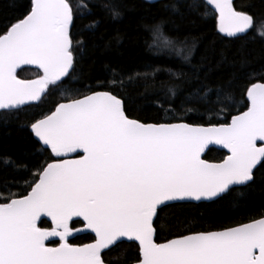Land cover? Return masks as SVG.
Here are the masks:
<instances>
[{"label": "snow or ice", "instance_id": "6c2138e0", "mask_svg": "<svg viewBox=\"0 0 264 264\" xmlns=\"http://www.w3.org/2000/svg\"><path fill=\"white\" fill-rule=\"evenodd\" d=\"M141 2L168 63L101 77L91 37L124 0H0V128L23 134L0 147V264H264V204L205 216L264 199V0Z\"/></svg>", "mask_w": 264, "mask_h": 264}, {"label": "trees", "instance_id": "16d2710c", "mask_svg": "<svg viewBox=\"0 0 264 264\" xmlns=\"http://www.w3.org/2000/svg\"><path fill=\"white\" fill-rule=\"evenodd\" d=\"M19 3L27 5L28 0H18ZM127 7L120 8L121 15L119 18H109L107 15L102 19L100 27L91 37L95 43L96 48L94 50L93 58L96 61V74L103 77V65L105 63L111 64L114 67L124 69L125 71L132 70L134 68H142L146 62L150 59L156 63H168L167 58L164 55L159 57H153L151 50L145 46L144 40L148 38L150 44H159V41L154 40L151 35V27L155 22L161 21L168 16L159 3L147 5L142 3L141 0H124ZM99 3H113L119 5L121 0H99ZM8 15L13 14V10H7ZM174 27L172 23L162 25V30H171ZM186 28L181 26V31H185ZM174 35V34H173ZM111 44L110 47H106L107 44ZM258 47V45H256ZM199 52L196 53L198 58ZM227 70L218 71L213 73L211 79H216L226 75ZM32 70L26 69L21 74L22 78H32ZM58 98V97H56ZM23 134L18 132L15 125H9L7 127L0 128V147L6 148L9 152L15 153L16 150L23 144ZM225 155L224 151H220L214 148L208 154V157L212 161H218ZM264 204L259 194H254L250 198V206L245 210L234 213L228 210H221L219 218H213L207 220L206 223H231L234 218H244L247 216L255 215ZM195 215V212L192 213ZM170 228L165 225L162 231L159 233L160 238H171L169 235ZM80 240L86 241L87 237L81 236ZM118 254L114 253V258Z\"/></svg>", "mask_w": 264, "mask_h": 264}, {"label": "water", "instance_id": "95a60500", "mask_svg": "<svg viewBox=\"0 0 264 264\" xmlns=\"http://www.w3.org/2000/svg\"><path fill=\"white\" fill-rule=\"evenodd\" d=\"M209 147H212V148L218 149V146H211V145H210Z\"/></svg>", "mask_w": 264, "mask_h": 264}]
</instances>
